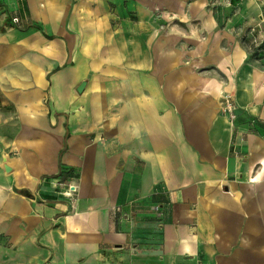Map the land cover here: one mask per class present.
Here are the masks:
<instances>
[{"label":"crops","instance_id":"crops-1","mask_svg":"<svg viewBox=\"0 0 264 264\" xmlns=\"http://www.w3.org/2000/svg\"><path fill=\"white\" fill-rule=\"evenodd\" d=\"M11 3L0 264H264V0Z\"/></svg>","mask_w":264,"mask_h":264},{"label":"rangeland","instance_id":"rangeland-1","mask_svg":"<svg viewBox=\"0 0 264 264\" xmlns=\"http://www.w3.org/2000/svg\"><path fill=\"white\" fill-rule=\"evenodd\" d=\"M37 22L42 24L41 20ZM23 22L18 17L11 0H0V53L3 55L8 54L7 50L12 45H21L24 43V34L28 29L26 25L22 24ZM14 30V31H13ZM23 32L21 34H16L15 31ZM15 59H20V55L14 56ZM69 62H72V58H69ZM4 66V63H2ZM8 104L5 103V97L3 92L0 91V107L5 110ZM10 109V108H9ZM11 120H8V116L0 115V130H3L2 125L9 123Z\"/></svg>","mask_w":264,"mask_h":264},{"label":"built area","instance_id":"built-area-1","mask_svg":"<svg viewBox=\"0 0 264 264\" xmlns=\"http://www.w3.org/2000/svg\"><path fill=\"white\" fill-rule=\"evenodd\" d=\"M223 110L226 113H228L231 119H234L236 117L235 104L232 98L230 97V95H226L225 97V104H224ZM67 193L71 195V191H67Z\"/></svg>","mask_w":264,"mask_h":264},{"label":"water","instance_id":"water-1","mask_svg":"<svg viewBox=\"0 0 264 264\" xmlns=\"http://www.w3.org/2000/svg\"><path fill=\"white\" fill-rule=\"evenodd\" d=\"M85 85H86V81L81 82V84L78 87V91L80 92L83 91Z\"/></svg>","mask_w":264,"mask_h":264}]
</instances>
